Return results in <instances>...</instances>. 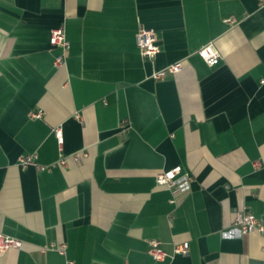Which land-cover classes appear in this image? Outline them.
I'll return each mask as SVG.
<instances>
[{"label": "crops", "instance_id": "1", "mask_svg": "<svg viewBox=\"0 0 264 264\" xmlns=\"http://www.w3.org/2000/svg\"><path fill=\"white\" fill-rule=\"evenodd\" d=\"M57 27L70 42L60 68ZM141 28L158 36L153 60ZM28 155L38 167L21 168ZM176 166L189 192L157 184ZM244 209L264 222L257 0H0V233L23 242L0 264H264V236L235 226ZM151 240L190 250L156 261Z\"/></svg>", "mask_w": 264, "mask_h": 264}, {"label": "built area", "instance_id": "2", "mask_svg": "<svg viewBox=\"0 0 264 264\" xmlns=\"http://www.w3.org/2000/svg\"><path fill=\"white\" fill-rule=\"evenodd\" d=\"M259 7L264 9V0H257ZM227 23H232V19H227ZM137 45L144 58L153 60L161 52L159 39L156 32L152 29L141 28L136 37ZM50 45L53 48L60 49V53L56 56L54 65L56 68H60L65 64L70 51V42L68 41L64 27H57L52 29L50 35ZM199 54L205 60V62L213 67L219 63L220 54L211 46L204 47L200 50ZM182 70V62H177L169 65L165 69L155 71L152 73L151 78L159 81L164 80L170 75H176ZM43 116L42 111L31 113L32 118H41ZM80 118L79 115H77ZM56 137L60 144L63 143L62 129L55 130ZM81 156L86 154H76L74 158L78 160ZM21 168L28 166H36L37 157L35 155H28L20 159ZM62 165H66V161H61ZM52 166L41 167L42 170H51ZM157 184L165 186L170 189H176L180 192H189L191 189V183L193 181L192 176L183 171L182 166H176L170 170L160 172L156 177ZM174 203V201H172ZM235 226L239 228L242 235L257 232L264 236V222L258 219L254 214L247 210H239L235 215ZM23 242L17 238H13L3 233H0V253H4L8 250H19L22 248ZM56 248L55 244L46 246L43 251ZM66 245H62L59 248L60 253L65 254ZM190 250L188 242L176 245L173 253H168L162 248V243L159 240H151L149 243V255L156 261H164L167 258H173L176 255H187Z\"/></svg>", "mask_w": 264, "mask_h": 264}]
</instances>
